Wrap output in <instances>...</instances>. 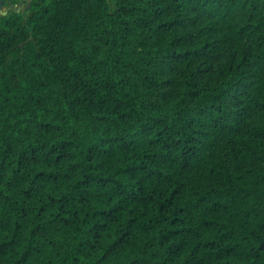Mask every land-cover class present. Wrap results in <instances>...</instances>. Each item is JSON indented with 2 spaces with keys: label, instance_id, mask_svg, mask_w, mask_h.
Listing matches in <instances>:
<instances>
[{
  "label": "clouds",
  "instance_id": "1",
  "mask_svg": "<svg viewBox=\"0 0 264 264\" xmlns=\"http://www.w3.org/2000/svg\"><path fill=\"white\" fill-rule=\"evenodd\" d=\"M0 264H264V0H0Z\"/></svg>",
  "mask_w": 264,
  "mask_h": 264
}]
</instances>
